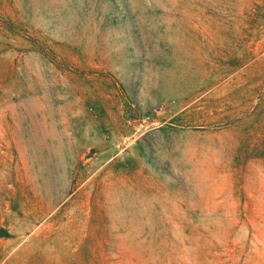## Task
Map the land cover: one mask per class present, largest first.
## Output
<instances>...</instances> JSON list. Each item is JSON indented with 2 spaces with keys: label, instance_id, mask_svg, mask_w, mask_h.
Instances as JSON below:
<instances>
[{
  "label": "rangeland",
  "instance_id": "1",
  "mask_svg": "<svg viewBox=\"0 0 264 264\" xmlns=\"http://www.w3.org/2000/svg\"><path fill=\"white\" fill-rule=\"evenodd\" d=\"M0 264H264V0H0Z\"/></svg>",
  "mask_w": 264,
  "mask_h": 264
},
{
  "label": "crops",
  "instance_id": "2",
  "mask_svg": "<svg viewBox=\"0 0 264 264\" xmlns=\"http://www.w3.org/2000/svg\"><path fill=\"white\" fill-rule=\"evenodd\" d=\"M187 76L185 75H176L171 76L169 78L173 79H185ZM212 89L206 91L205 89H196L193 93H190L189 90H182L181 88L178 90H174L171 93H167L161 97L154 99V101H166L171 102L174 108L179 113H186L187 110L194 104H200L206 98L209 92ZM208 92V93H207Z\"/></svg>",
  "mask_w": 264,
  "mask_h": 264
},
{
  "label": "built area",
  "instance_id": "3",
  "mask_svg": "<svg viewBox=\"0 0 264 264\" xmlns=\"http://www.w3.org/2000/svg\"><path fill=\"white\" fill-rule=\"evenodd\" d=\"M162 110L160 106H154L149 109H137L132 110L127 113V116L133 117V121L138 122V126L135 127V132L139 131L141 128H151L157 126L159 120H156V116Z\"/></svg>",
  "mask_w": 264,
  "mask_h": 264
},
{
  "label": "bare ground",
  "instance_id": "4",
  "mask_svg": "<svg viewBox=\"0 0 264 264\" xmlns=\"http://www.w3.org/2000/svg\"><path fill=\"white\" fill-rule=\"evenodd\" d=\"M180 51V50H179ZM178 53H180V52H178Z\"/></svg>",
  "mask_w": 264,
  "mask_h": 264
}]
</instances>
